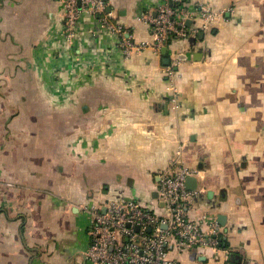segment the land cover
<instances>
[{
    "label": "crops",
    "instance_id": "crops-1",
    "mask_svg": "<svg viewBox=\"0 0 264 264\" xmlns=\"http://www.w3.org/2000/svg\"><path fill=\"white\" fill-rule=\"evenodd\" d=\"M197 1L220 11L208 29L194 17L160 53L125 57L95 15L66 46L61 0H0V264H93L83 206L130 196L160 214V174L177 152L199 171L185 181L190 216L216 222L221 248L170 247L169 258L264 264V0ZM106 2L131 40L152 43L143 16L161 0Z\"/></svg>",
    "mask_w": 264,
    "mask_h": 264
},
{
    "label": "built area",
    "instance_id": "built-area-1",
    "mask_svg": "<svg viewBox=\"0 0 264 264\" xmlns=\"http://www.w3.org/2000/svg\"><path fill=\"white\" fill-rule=\"evenodd\" d=\"M61 2L64 45L72 44L79 18L83 13H89L97 17L100 31L117 39L125 57L147 47L160 53L172 37H185L195 31L187 26L189 19L199 18L201 29L206 30L220 17V11L204 2L161 0L155 15L147 12L143 16L151 26L153 41L148 43L131 40L128 28L112 19L107 11L106 0ZM110 57L108 54L102 56L108 62ZM175 65L174 61L163 70L169 83V100L172 104L176 103L178 97ZM78 68L79 65L75 66L72 72L76 74ZM58 69L54 70L56 75ZM198 172L194 167L183 164L180 152L169 159L160 174L156 194L158 202L163 203L160 214H155L130 196L83 206L89 213L88 242L84 250L87 259L93 264H177L169 258L170 247H174L177 252L184 248L219 251V227L216 222L206 213H201L199 218L190 216L197 191L188 189L185 181L188 176Z\"/></svg>",
    "mask_w": 264,
    "mask_h": 264
},
{
    "label": "rangeland",
    "instance_id": "rangeland-1",
    "mask_svg": "<svg viewBox=\"0 0 264 264\" xmlns=\"http://www.w3.org/2000/svg\"><path fill=\"white\" fill-rule=\"evenodd\" d=\"M53 89H56L55 86H51ZM232 258L233 259H236L237 258V255L235 253L232 254Z\"/></svg>",
    "mask_w": 264,
    "mask_h": 264
},
{
    "label": "water",
    "instance_id": "water-1",
    "mask_svg": "<svg viewBox=\"0 0 264 264\" xmlns=\"http://www.w3.org/2000/svg\"><path fill=\"white\" fill-rule=\"evenodd\" d=\"M164 49H165V47H164ZM187 180H191V181H193V177L191 178V177L188 176ZM231 258H232V255H231ZM232 259H233V258H232Z\"/></svg>",
    "mask_w": 264,
    "mask_h": 264
},
{
    "label": "trees",
    "instance_id": "trees-1",
    "mask_svg": "<svg viewBox=\"0 0 264 264\" xmlns=\"http://www.w3.org/2000/svg\"><path fill=\"white\" fill-rule=\"evenodd\" d=\"M172 38H175V37H172ZM136 200V199H135Z\"/></svg>",
    "mask_w": 264,
    "mask_h": 264
}]
</instances>
